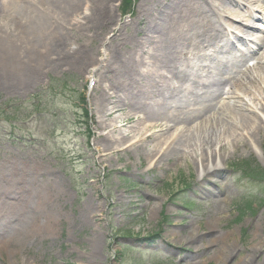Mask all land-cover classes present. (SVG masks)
<instances>
[{
  "label": "rangeland",
  "instance_id": "1",
  "mask_svg": "<svg viewBox=\"0 0 264 264\" xmlns=\"http://www.w3.org/2000/svg\"><path fill=\"white\" fill-rule=\"evenodd\" d=\"M141 1L133 0L134 10L124 14V0H113L117 24L133 23ZM224 2L212 1L232 33L229 42L226 38L219 45L228 50L240 37L254 49L261 40L244 69L262 68L264 0L247 6L252 17L240 18L238 12L226 10L233 8L232 1ZM87 33L80 32L73 47L89 49L90 64L50 71L41 82L11 97L0 91V222L16 224L9 233L1 231L0 223V264H264L261 69L256 84L238 78L225 83L212 111L237 116L235 104L244 102L248 109L240 112L260 120V131L247 129L241 117L238 126L227 122L225 130H184L183 155L158 164L161 154L150 160V149L182 128L175 131L168 123L167 130L143 142L156 122L145 113L127 110L103 117L99 98L103 88L110 87L108 66L116 43L111 42L113 34ZM123 34L144 42L135 24ZM204 46L207 54L213 53L209 42ZM216 55L226 57L221 51ZM208 62L191 55L182 61L181 70L208 83L209 73L199 71ZM209 65L204 68L209 70ZM97 124L104 131L96 130ZM115 127L132 132V138L104 155L108 145L98 136L113 140L120 136ZM205 155L216 158L221 167L212 181L199 177ZM10 185L16 199L21 198L13 205L1 199ZM24 220L28 225L17 227Z\"/></svg>",
  "mask_w": 264,
  "mask_h": 264
},
{
  "label": "bare ground",
  "instance_id": "2",
  "mask_svg": "<svg viewBox=\"0 0 264 264\" xmlns=\"http://www.w3.org/2000/svg\"><path fill=\"white\" fill-rule=\"evenodd\" d=\"M112 1L0 0V91L11 97L29 90L50 71H63L65 67L84 68L92 60L91 51L83 46L73 47L74 40L80 32L93 33L92 37L105 32L113 34L110 39L116 44L108 66L112 72L110 87L103 88L99 98L103 117H112L127 110L145 113L156 122L148 128L151 133L145 136L143 142L153 140L158 132L167 130L168 123L173 124L175 131L182 128V133L172 134L169 139L151 148L150 160L161 154L158 164H164L171 158L182 156L181 135L184 130L218 127L225 130L227 122L238 126L239 117L241 122L246 123L247 129L261 130L260 120L240 112L248 109L244 102L235 104L239 110L237 116L220 109L212 112L225 92L224 84L232 78H238L237 82L249 81V84H256L262 79L256 71L261 69L260 73L264 75V66L244 69L247 60L257 52L255 48L262 45L261 40H257L259 44L254 49L248 40L240 37L236 38L238 45L232 44L228 50L220 46L226 38L229 42L232 33L221 22L223 17L218 7L212 4L213 0H142L133 23L123 25L116 22ZM231 1L229 3L233 8L227 7L226 10L233 14L238 12V18L252 17V10L247 6H252L255 0ZM85 8L86 13L82 12ZM243 9L246 10L241 12ZM81 14H84L83 21L74 22ZM133 24L145 36L144 42L134 41L132 36L123 34V29L127 30ZM205 42H209L213 53H206ZM118 45L123 49L125 47L126 51L118 49ZM217 51L225 52L226 57L220 59ZM191 55L193 60L205 59L210 63L211 59L210 65L202 64L199 68V71L209 73L208 83L191 79L188 70H181L182 61H188ZM204 65H209V70H212H206ZM110 105L114 106L110 108ZM126 121L131 123L132 118L127 116ZM193 121L199 122L190 128ZM97 129L104 131L101 124H97ZM114 131H119L120 136L113 140L104 134L98 136L99 141L103 140L108 145L103 150L104 155L132 138V132L127 133L118 127ZM201 161L199 177L202 175V179L212 181L221 168L217 159L205 155ZM15 192L10 185L4 189L1 199L8 205L16 204L21 198L16 199ZM26 223L24 220L17 227L28 225ZM2 227V232L16 230V224L11 227L4 224Z\"/></svg>",
  "mask_w": 264,
  "mask_h": 264
},
{
  "label": "trees",
  "instance_id": "3",
  "mask_svg": "<svg viewBox=\"0 0 264 264\" xmlns=\"http://www.w3.org/2000/svg\"><path fill=\"white\" fill-rule=\"evenodd\" d=\"M125 4L123 5V13L124 14H130L133 10H134V7L132 6V2L133 0H124ZM260 174L259 172L257 173V175ZM260 177V176H259Z\"/></svg>",
  "mask_w": 264,
  "mask_h": 264
}]
</instances>
